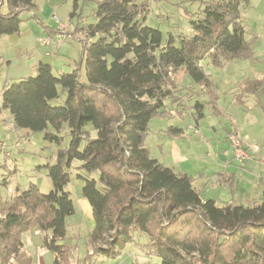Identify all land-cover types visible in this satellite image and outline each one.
I'll return each instance as SVG.
<instances>
[{
    "label": "trees",
    "instance_id": "obj_1",
    "mask_svg": "<svg viewBox=\"0 0 264 264\" xmlns=\"http://www.w3.org/2000/svg\"><path fill=\"white\" fill-rule=\"evenodd\" d=\"M150 1L93 0L89 25H82L76 1L70 16L78 17L76 30L85 36L77 67L56 75L50 63L41 61L35 76L4 89L2 109L10 112L15 129L46 132V140L61 145L59 133L66 124L71 139L46 167L53 183L48 194L31 184L10 199L0 196V264H14L24 233L35 226L44 233L54 264H71L66 220L76 210L66 189L75 161L84 174L77 176L84 183L82 195L93 210L90 236L113 238L109 248H94L93 255L117 259L137 244L161 264H264V196L253 207L204 198L190 175L163 165L145 144L151 120L166 116V100L181 106L175 80L180 71L192 83L211 88L204 61L224 67L253 56L256 41L248 37L241 13L247 3L203 1L199 15L190 17L192 34H170L165 40L148 25ZM33 3L0 0V42L20 33L21 14ZM63 93L64 104L53 106ZM204 106L202 101L194 105ZM50 126L58 134L48 132Z\"/></svg>",
    "mask_w": 264,
    "mask_h": 264
},
{
    "label": "rangeland",
    "instance_id": "obj_2",
    "mask_svg": "<svg viewBox=\"0 0 264 264\" xmlns=\"http://www.w3.org/2000/svg\"><path fill=\"white\" fill-rule=\"evenodd\" d=\"M203 1L209 0H151L148 25L159 29L164 34L165 40L169 38L170 34L174 36L179 34L191 35L190 17L196 18L199 15L200 10L203 8L201 6ZM245 1L247 4L242 5L241 13L245 24L249 27L250 35L248 37L253 40L254 36L251 35L252 33L258 38L254 44V54L248 60L228 63L225 65H228L227 67L224 66L225 68L212 66L209 61H204L202 65L206 73H220V78H214V80L223 82L227 78L231 83L241 82L242 79L238 77L240 74L235 73L233 77H230L229 73V71H240L245 78L252 79V76H255L259 82H264V12L261 9L262 0ZM84 2L79 3L77 13H83L82 25H89L93 22L92 10L96 4L93 0H84ZM36 3L38 7L35 10L37 18L32 17L30 11L27 10L21 14V19L25 21L20 30V33L22 31V36L19 37V34L3 36L2 46H0V141L6 142L10 154L9 157L0 154V196L2 200L10 199L16 195L19 188L27 189L31 184L36 185L42 193L48 194L53 189V183L46 167L55 163L59 151L68 148L71 139L70 130L66 124H64L59 133V136L62 137L61 145L46 140V132L15 129L12 126L13 120L10 112L2 109L1 97L6 86L17 82L15 78L24 72H29L27 73L30 74L29 76L37 74L39 65L37 60L40 56L45 55L46 50L44 48H48L39 45L38 40L48 34L47 30L55 32L59 28L60 22L72 23L71 30L69 29L68 42H63L61 39L58 40L59 31H57L56 44L52 45L55 48V55L42 59L46 62H51L53 58H56L58 60H66L70 64H75L74 62H76L77 65L82 60L85 36L78 29L76 30L78 17L71 18L70 16V13L74 11L75 1L36 0ZM45 6H47V10H45ZM2 10H7L6 5L2 7ZM53 11H55L54 15ZM57 14L59 19L55 17ZM38 20L42 23H48L50 29L44 28ZM51 38L55 40V38ZM257 71L262 74H257ZM81 76L82 80H85L84 65L81 69ZM175 80L181 90L178 96L182 98L183 95L181 94H186L189 88L185 80L193 87L190 91H194V86H197L200 89L198 90L199 95L202 94L204 96L207 94L205 99H196L195 102L194 100L188 102L181 100L180 104L193 106V102L195 105L197 101H202L205 106L204 108L193 106L192 109L195 114L193 118L189 114L177 111L174 108L176 105L172 103V99H167L166 116L155 117L149 124L145 144L153 158L158 159L167 167L176 168L177 172L184 168L182 170H188L192 177L203 175L207 169H211V167L218 164V156H220L218 152L222 153L221 160H223L224 156V159L228 158V161L237 163L234 159L233 151H230L228 146V135L237 134L235 132L237 130L226 133L223 125L225 121L221 119V115L237 126L238 131L242 134L243 140L242 138L241 140L246 145L247 151L250 149V152L261 153L264 156V88L261 95L256 97L250 94H245L246 96L243 94V97H241V91L238 89L241 88L242 84H237V87L232 86L237 91L229 93V96L225 97L223 90L217 92L215 88H207L192 83V80L187 77L184 71H180L176 75ZM188 94L184 95V98L188 97ZM65 100L66 94L63 93L58 100L52 102V105L62 106ZM199 111H205V116L199 117ZM195 121L200 124L201 134L195 135L194 130L189 131L187 128L191 122L194 124ZM170 128H184L186 133H177L176 131H171ZM86 129L91 130L93 138L96 137L92 124H88ZM48 132L58 134L51 126ZM237 135L240 136L239 134ZM176 157L180 158L178 166L175 163ZM78 165L80 163L75 161L74 169L71 170V182L66 189L72 195L76 210L75 214L66 220L67 226H69V235L71 234L72 236L67 239L68 245L72 247L71 264H100L105 261L106 257L102 254L93 255L94 248H109L113 238L108 233H103L94 240L90 236L93 229L90 227L91 224L88 223L80 206V200L85 199L82 195L84 183L77 176L84 174L75 169ZM237 165L240 166L238 163ZM209 179H211V176H209ZM4 182H7L8 185L6 186ZM239 194H241V191ZM255 197V195L251 196L250 203L245 206L253 207L257 205L259 200ZM72 224H75L73 228ZM141 240L143 242L144 238ZM135 246L138 245L135 244ZM47 253L50 252L47 251ZM124 253L119 258L109 259L107 262L110 264H131L133 255H129L128 252ZM136 254H139L138 251H136ZM41 263L47 264L44 257H42ZM150 264H161V259L156 257L150 261Z\"/></svg>",
    "mask_w": 264,
    "mask_h": 264
},
{
    "label": "crops",
    "instance_id": "obj_3",
    "mask_svg": "<svg viewBox=\"0 0 264 264\" xmlns=\"http://www.w3.org/2000/svg\"><path fill=\"white\" fill-rule=\"evenodd\" d=\"M74 1L75 2L78 1L77 2L78 8H79V3L84 2V0H74ZM33 5L34 6H33L32 10L30 11V14L32 17H33V15L37 17V13L35 11L38 9L36 0H34ZM261 9L264 12V0H262V2H261ZM45 10H47V6H45ZM54 14H55V11H53V15ZM55 17H57V19H59L58 14ZM38 21L40 23H42L40 20H38ZM24 22L25 21L23 20L22 24ZM22 24H21V26H22ZM41 25L46 29H50V27L48 26V23L43 22ZM22 30H23V28H22ZM57 31H58V29L55 32L47 30L48 34H46V36H51V37L56 39L58 37V36L56 37ZM249 35H250V33H249ZM251 35L254 36L253 40L257 41V39H258L257 36L252 34V33H251ZM11 36H14V35H11ZM18 36L19 37L22 36V31H21V33H19ZM4 37H6V36H4ZM3 38L1 39L0 46H2ZM13 44L17 45L16 43H13ZM44 49L46 50L45 55L40 56L37 60V63H39L41 61L46 62L42 58L53 57V55H55L54 54V51H55L54 46H51L49 48H44ZM46 63H50L52 65L53 71L56 75H60L63 73H71L77 67L76 62H74L75 64H70L66 60H58L56 58H53L51 62H46ZM227 66H225V67H227ZM257 72H258L257 74H259V75L262 74L259 71H257ZM27 73H29V72H24V73L20 74L19 76H17V78H15L17 80V82L23 78L29 77L30 74H27ZM229 73H230V77L231 76L233 77L235 73L240 74V75H238V77L240 79H242V81L231 83L230 81L227 80V78H225V81L220 82L219 80H214V78H220V76H221L220 73H215V72L214 73H206L211 80V88H215V90H217V92H219L220 90H223V92L225 93V97H226V96H229V93L237 91L234 89V87H232L233 85L236 86L237 84L238 85L242 84L241 88L238 89L239 91H241L240 92L241 97H243V94L244 95L250 94L251 96H255V97L258 95H261V92L264 88V82H259L255 78V76H252L253 77L252 79L248 78V77L245 78L244 74H241L242 72H240V71L239 72L229 71ZM224 74H226V73H224ZM256 82L259 83V86H257V87H255V85H254ZM185 83L189 87L188 88L189 91L187 90L186 94H188L189 92H191V93L188 94V97H186V98H184V95H186V94L182 93L181 95H183V100H186L187 102L190 100H194V102H195L196 99L202 100V99L207 98V94H205L204 96H202V94H200V95L198 94V90H200L199 87L194 86L195 90L190 91L193 88L192 85L187 80H185ZM222 93H221V95H223ZM261 99H262V97H261ZM194 102H193V106H194ZM193 106H191V105L186 106V104H181V106H179L178 108H177V106L174 108L177 109V111H182L183 113L189 114L190 116H193V118H194L195 114H194V110L192 109ZM203 113L205 116V111H203ZM220 117H221V119H223L225 121V123L223 125L226 129L225 130L226 133H231V132L237 130L235 132H237V134H239L243 140L242 134L238 131L237 126L233 125L231 123V120L225 119V117L223 118L222 115ZM227 121H229V122L227 123ZM220 123H222V121H220ZM187 128L189 131L194 130L195 135L201 134L200 124L197 121H195L194 124H192V122H191L187 126ZM179 130H181V131L177 132V133H182V134L186 133V130L184 128H181V129L179 128ZM228 144H229L228 145L229 150L232 151V148H231V145L229 142H228ZM248 152L250 153L252 159H250L248 162H246V164L244 166L240 165L241 167L239 165H237V163H234V161H228V158L224 159V156L222 158L223 160H221L222 153L218 152V154L220 155V156H218L220 163L218 162V164H216V165L214 164L215 166L211 167V169H207L206 173L203 175L195 176V177L191 176L194 180L195 186L201 192L202 197H209V199H214L219 204H222V205H229L232 203H235L238 205H248L251 201L250 200L251 196H254V195L256 196L255 198L260 201L262 199V197L264 196V156L261 153L250 152V149H248ZM178 158L179 157H176V161H175L177 166L180 164V158L179 159ZM217 165H219L220 168L217 167ZM174 169L176 170V168H174ZM182 169H184V168H182ZM182 169L179 170L180 173H184V174L186 173L188 175L191 174L188 172V170L185 169L183 171ZM97 175H98V173H95L92 175V177L93 178L97 177ZM209 176H211V179H209ZM240 191H241V194H239ZM236 195H238V197H236ZM80 206L82 207V210L84 212V215L86 216L85 218L88 220V223L91 224L90 227H92V229H94L95 220H94V216H93V210H92L89 202L86 199H84V200L81 199L80 200ZM74 226H75V224H72V228ZM68 228H69V226H67V229ZM73 234H74V232H73ZM70 237H72V236H71V234L69 235V232H68V239ZM43 238H44V233L40 231L38 226H35L31 230H29L28 232H25L23 235L24 248H23L21 254L13 261L14 264H43V263H41L42 257H44V259H46L47 264H54L55 256L53 253H51L49 250H47L44 247ZM70 248L72 249V247H70ZM47 251H49L50 253H47ZM136 251H138L139 254H136ZM124 252H128L129 255H133L131 264H150V261H152L154 258H156V257L148 256L146 254V251L143 248H141L139 246H135L134 244L128 245L124 249V251L122 253L123 255L125 254ZM133 252H134V254H133ZM107 261H109L108 258H106L105 261L101 262L100 264H110Z\"/></svg>",
    "mask_w": 264,
    "mask_h": 264
},
{
    "label": "built area",
    "instance_id": "obj_4",
    "mask_svg": "<svg viewBox=\"0 0 264 264\" xmlns=\"http://www.w3.org/2000/svg\"><path fill=\"white\" fill-rule=\"evenodd\" d=\"M69 29L71 30L70 22L67 23L60 22L58 28L59 31L58 40L61 39L63 42H68L67 40L69 38ZM38 44L41 45L42 47L49 48L52 45L56 44V39L54 40L49 36L40 37L38 40ZM228 141L231 145L234 159L238 164L243 165L250 160L251 158L250 154L247 151L245 145L243 144L240 136H238L237 134H229ZM0 154H4L7 157L10 156L8 152V145L4 141H0Z\"/></svg>",
    "mask_w": 264,
    "mask_h": 264
}]
</instances>
